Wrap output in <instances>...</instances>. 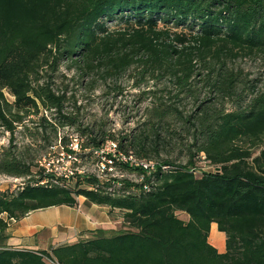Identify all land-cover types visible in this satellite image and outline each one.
Instances as JSON below:
<instances>
[{"label": "trees", "instance_id": "trees-1", "mask_svg": "<svg viewBox=\"0 0 264 264\" xmlns=\"http://www.w3.org/2000/svg\"><path fill=\"white\" fill-rule=\"evenodd\" d=\"M256 55H264V0H0V131L9 135L0 150V175L24 179L17 192L0 191V264H264V85H252L244 96L243 82L226 65ZM61 62L104 82L132 73V88L150 82L152 90L143 93L152 98L167 90L159 88L164 79L175 97L205 88L235 109L201 102L183 117L173 106L153 102L150 120L133 135L116 140L101 129L83 130L81 151L92 155L112 140L119 152L149 167L110 158L114 168L136 178L83 175L70 184L28 155L46 143V126L57 141L60 129L77 124L63 113L64 93L42 82V73L55 74ZM41 110L54 111L58 121L40 116L35 132L27 130L31 143L19 149L17 128L25 129L24 121ZM168 114L190 139L185 164L149 159L166 146ZM201 158L212 172L197 176L195 160ZM79 197L108 208L111 218L118 211L128 229L112 235L97 230L46 251L6 245L9 221L50 207L75 208ZM211 224L225 236L224 253L208 243Z\"/></svg>", "mask_w": 264, "mask_h": 264}, {"label": "rangeland", "instance_id": "rangeland-1", "mask_svg": "<svg viewBox=\"0 0 264 264\" xmlns=\"http://www.w3.org/2000/svg\"><path fill=\"white\" fill-rule=\"evenodd\" d=\"M226 63L228 70H232L238 74L239 80L243 82L241 84L243 89L241 90L244 96L250 94L252 85L256 89L264 85V55L237 57L234 60H228ZM69 64L68 62H61L55 74L50 73L48 69L47 73H42V82L51 84L52 90L56 94L64 93L65 95L63 113L72 114L77 124L73 127H63L58 131L57 137L58 140L59 137L60 139L64 138L68 146H73V148H75L76 142H80V138L83 142L86 141L85 137L80 136L83 130H91L96 134L97 130L101 129V132L106 136H113L116 140L124 135L135 134L136 129L139 128V131L141 130V124L147 119L150 120L153 102H155L154 105L165 103L166 105L173 106L183 117L193 113L201 102H206L212 107L223 108L225 111H233L235 109V104L228 99L224 101L212 99L214 96L209 94L205 88L197 87L193 93V97L190 98L175 97V91L171 89L170 81L164 79L159 83V88L166 87L167 90L157 93L155 100L151 95L143 93L152 90L150 88L152 83L143 84L139 89L132 88V84L134 83V79L130 78L133 75L132 73L122 75L116 80L104 82L98 76L99 74L81 77ZM115 85L118 88L117 90L121 91L120 94H116ZM5 96L9 102L12 101L10 96ZM40 116H45L50 124H56L58 121L54 111L43 112L42 110L39 111L37 116H32L31 119L24 121L25 129L17 128L14 135V143L19 149L31 143L26 134L28 132H35L37 128L36 122ZM164 121L168 123L162 131V136L166 140V146L159 149L158 156L150 155L151 164H155L161 160L185 164L188 160L187 144H189L190 139L185 134L181 123L171 115L168 114ZM43 136L46 143L38 142L37 147L29 150V157L33 160V163L39 160L47 172H53L57 177L68 180L70 184L74 183L76 176L83 175H95L102 181L113 178H126L130 180L136 178L135 175L128 174L118 168L106 174L99 173L96 168L98 160L93 154L90 155L88 150L81 151L76 147L75 159L66 158L61 151V147L58 145V140L56 141L53 138L51 126L45 127ZM8 139V133L0 131V150L8 146ZM202 160V158L195 160L197 176L202 172H212V168ZM69 170L73 173L69 174ZM23 182L24 179L0 175V191L15 193L20 189ZM112 217L114 218L112 228L116 233L128 229L127 226L122 224L121 214L118 211H114ZM178 217L186 220V217L181 214ZM115 231L108 230L107 235H112ZM213 239L217 241V238ZM209 242L212 243L211 236L209 237Z\"/></svg>", "mask_w": 264, "mask_h": 264}, {"label": "crops", "instance_id": "crops-1", "mask_svg": "<svg viewBox=\"0 0 264 264\" xmlns=\"http://www.w3.org/2000/svg\"><path fill=\"white\" fill-rule=\"evenodd\" d=\"M113 225L114 218L108 215V208L90 204L79 197L75 208L50 207L30 212L19 221H9L6 245L10 249L46 251L85 239L97 230L112 231ZM208 243L218 253H224L225 236L217 231L215 224L210 225Z\"/></svg>", "mask_w": 264, "mask_h": 264}, {"label": "built area", "instance_id": "built-area-1", "mask_svg": "<svg viewBox=\"0 0 264 264\" xmlns=\"http://www.w3.org/2000/svg\"><path fill=\"white\" fill-rule=\"evenodd\" d=\"M78 144L79 143L76 142V144L74 146H75V148L77 147L79 149ZM68 148L72 151V154L66 153L61 148L62 153L68 159H71V158L75 159V155H76L75 148H73V146H68ZM92 154L98 159V162L96 164V168H97V171L101 174H106L107 172H110L113 169H115L112 165V160L110 158H113V159H115V161L126 164L128 166L139 167V168H142L145 170L149 167L148 163L136 161L132 156H130V155L125 156L124 154L119 152L117 150L116 141H112V140H105L102 144H100V146L98 148H95L92 150ZM45 172L46 173H53V172H47L46 169H45ZM68 173L72 174L73 172H71L69 170ZM64 177H66V176H64Z\"/></svg>", "mask_w": 264, "mask_h": 264}]
</instances>
